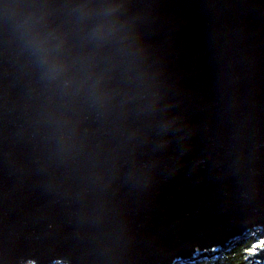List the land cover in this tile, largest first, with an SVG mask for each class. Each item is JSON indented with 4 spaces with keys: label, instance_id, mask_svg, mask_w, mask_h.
<instances>
[{
    "label": "water",
    "instance_id": "1",
    "mask_svg": "<svg viewBox=\"0 0 264 264\" xmlns=\"http://www.w3.org/2000/svg\"><path fill=\"white\" fill-rule=\"evenodd\" d=\"M250 232L264 0H0V264H178Z\"/></svg>",
    "mask_w": 264,
    "mask_h": 264
},
{
    "label": "trees",
    "instance_id": "2",
    "mask_svg": "<svg viewBox=\"0 0 264 264\" xmlns=\"http://www.w3.org/2000/svg\"><path fill=\"white\" fill-rule=\"evenodd\" d=\"M257 234L250 232L244 237H251L246 243H242V238L234 241L229 247L211 258H199L194 261H186L178 264H252L247 258L250 249L257 244Z\"/></svg>",
    "mask_w": 264,
    "mask_h": 264
},
{
    "label": "clouds",
    "instance_id": "3",
    "mask_svg": "<svg viewBox=\"0 0 264 264\" xmlns=\"http://www.w3.org/2000/svg\"><path fill=\"white\" fill-rule=\"evenodd\" d=\"M249 239H251V237H244L241 242L246 243ZM256 240L258 241L257 243V245H259L258 248H260L261 250H264V244H260V241L264 240V236L257 235Z\"/></svg>",
    "mask_w": 264,
    "mask_h": 264
},
{
    "label": "snow or ice",
    "instance_id": "4",
    "mask_svg": "<svg viewBox=\"0 0 264 264\" xmlns=\"http://www.w3.org/2000/svg\"><path fill=\"white\" fill-rule=\"evenodd\" d=\"M260 236H264V232H261L260 234H259ZM260 244H264V240H261L260 241ZM259 247V245H254L253 246V249H250V251H254L256 248H258ZM262 254H264V252H262L261 254H260V256L262 255Z\"/></svg>",
    "mask_w": 264,
    "mask_h": 264
},
{
    "label": "rangeland",
    "instance_id": "5",
    "mask_svg": "<svg viewBox=\"0 0 264 264\" xmlns=\"http://www.w3.org/2000/svg\"><path fill=\"white\" fill-rule=\"evenodd\" d=\"M255 233H256V232H255ZM256 234L258 235V233H256ZM257 243H258V242H257ZM251 263H252V264H258V263L252 262V261H251Z\"/></svg>",
    "mask_w": 264,
    "mask_h": 264
}]
</instances>
